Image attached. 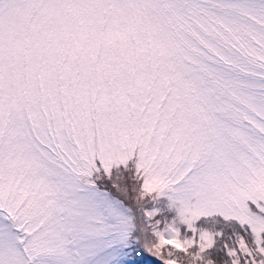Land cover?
Wrapping results in <instances>:
<instances>
[{
	"label": "snow or ice",
	"instance_id": "snow-or-ice-1",
	"mask_svg": "<svg viewBox=\"0 0 264 264\" xmlns=\"http://www.w3.org/2000/svg\"><path fill=\"white\" fill-rule=\"evenodd\" d=\"M0 264H264V0H0Z\"/></svg>",
	"mask_w": 264,
	"mask_h": 264
}]
</instances>
